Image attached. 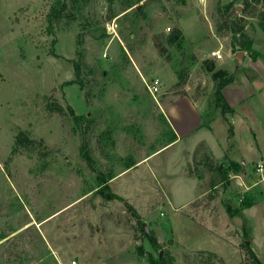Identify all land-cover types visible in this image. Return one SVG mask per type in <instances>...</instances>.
<instances>
[{
	"label": "rangeland",
	"instance_id": "rangeland-1",
	"mask_svg": "<svg viewBox=\"0 0 264 264\" xmlns=\"http://www.w3.org/2000/svg\"><path fill=\"white\" fill-rule=\"evenodd\" d=\"M129 1L78 0L49 27L56 0H0V264H149L147 253L158 251L126 202L178 264H204L209 251L220 264H243L247 240L264 260V180L255 184L256 164L243 166L248 175L228 169L220 181L221 163L199 154L206 130L197 127L213 116L205 114L214 81L204 59L217 68L226 63L235 81L253 74L244 63L264 62V0H142L127 8ZM229 2L231 10L241 6L227 16L245 25L255 51L244 50L241 66L232 33L218 29ZM175 27L186 35L183 50L166 41ZM79 33L85 63L80 82L67 83L76 77ZM215 49L223 59L210 55ZM183 66L188 78L178 86ZM185 95L190 100L174 105L182 134L165 145L174 132L169 104ZM49 102L66 115L50 111ZM70 108L93 119L88 130ZM257 110L263 122L264 106ZM20 130L36 142L14 150ZM110 172L109 187L100 188ZM243 193L256 210H237ZM226 215L230 226L216 229Z\"/></svg>",
	"mask_w": 264,
	"mask_h": 264
},
{
	"label": "trees",
	"instance_id": "trees-1",
	"mask_svg": "<svg viewBox=\"0 0 264 264\" xmlns=\"http://www.w3.org/2000/svg\"><path fill=\"white\" fill-rule=\"evenodd\" d=\"M78 0H56V2L52 5L51 11L48 14L49 18V27L53 26L54 21L61 16L69 7L70 3L75 4ZM109 2H113L114 0H108ZM142 0H130L127 4V8L132 7L133 5L139 3ZM246 6H249L252 0H241ZM79 8V6H77ZM233 7V2H229L228 4L224 5V20L223 24L221 26H218V29L221 30L222 28H227L233 35V39L231 42V46L234 50V48L238 45L241 50H246L250 52L251 55L255 54V51L253 50V42L250 36L248 35L247 31L245 30V25L241 24L237 17H228L227 14L229 11H231V8ZM73 8V7H72ZM260 26L264 30V12L261 13V18L259 22ZM186 39V35L184 31L180 27H175L166 37V41L170 45H174L178 50H183L184 41ZM83 44V37L82 34L79 33L77 35V55L78 58L73 59V65L75 68V79L67 82V83H76L80 82V77L83 70V64L85 63L84 58V51L81 49V45ZM162 49V48H161ZM162 53H164V50L162 49ZM165 54V53H164ZM168 58L170 59V55H168ZM190 62H194L197 60L195 55H191ZM203 64L205 65L206 69L211 73L212 80L214 81V91L212 98L208 101V107L206 109L205 114L209 116V113H215L218 112L224 120L228 123V132L229 137H233L234 132V126L227 116L228 114H233L235 112V108L231 107L226 98L223 95L222 89L232 84L235 81V75L231 73L228 69L225 68H217L216 63L210 59H204ZM176 76H177V82L176 85H183L187 82L188 78V67L183 66L176 70ZM83 86V85H82ZM47 108L50 111L58 112L62 115H66L67 109L56 102H49L47 104ZM70 111L72 114H74L75 118L77 120H83L86 122V130L90 127L91 123L93 122V119L91 117H88L86 115H75V112L72 108H70ZM216 114L211 116L208 120L212 121ZM209 127V124L206 125ZM110 132L106 131L105 135L108 139L111 138ZM176 139V134L173 132L172 137L168 140V142L165 145H168L169 143H172ZM36 142L35 139L31 138L29 136V132L25 130H20L15 138V145L14 150L17 149L19 146H32ZM85 146V145H84ZM135 164L134 159L128 160L126 163V168H129ZM221 175V180L224 181L228 178V175L226 171L228 169H234V170H243V165L240 163H230L229 167L225 168L224 166L218 167ZM109 177L106 179L104 176H101L99 179V186L100 188H108L107 182L109 179L114 177V173L110 172ZM92 188L88 189L87 191H91ZM86 191V192H87ZM108 198H112L115 195H105ZM127 207L137 216L138 221L140 223V230L143 231L145 236L150 241L151 246L158 251L157 255H154L153 253L149 252L147 253V260L149 264H178L175 261V256L172 254V252L168 249H164V245L158 240L157 233L154 228H146L144 226V222L140 219V214L136 210V208L130 204L129 202H126ZM253 205V201L245 195V198L242 201V204L240 208L237 210H242L243 208H247ZM241 248L244 252V259L243 264H263L261 259L258 257L254 249L252 248L249 241H244L241 245ZM138 254H141L144 252L143 245L139 244L137 246ZM163 250V253L161 254L160 251ZM211 256V260L208 262H205L204 264H220L222 262V258L217 255V253L209 251L207 252Z\"/></svg>",
	"mask_w": 264,
	"mask_h": 264
},
{
	"label": "crops",
	"instance_id": "crops-1",
	"mask_svg": "<svg viewBox=\"0 0 264 264\" xmlns=\"http://www.w3.org/2000/svg\"><path fill=\"white\" fill-rule=\"evenodd\" d=\"M244 66L251 68L253 74L242 75L241 77H238L235 82L222 89L223 95L228 104L235 108L233 114L227 115L234 126L233 137H229L228 123L221 115L215 116L210 122L209 127H200V124L197 125V127L206 130V133L200 141L201 150H199V154H205L203 156L209 157L210 160L213 159L212 162L217 161L221 164L226 162L240 163L244 167L253 163L257 165L260 161L264 162V120L263 122L260 120L262 118L259 117L260 114L257 110L258 105L264 106V62L255 60L252 63H244ZM223 68L230 70V67H228L226 63L223 64ZM254 97L256 98L253 101L252 98ZM178 99L179 100L175 103L172 102L169 104L173 118L168 116V119L176 134V139L173 143L179 138V135L182 134L177 124L180 115L176 114V108H174V105L183 100H190L187 95ZM189 106L192 108V103H189ZM204 108L205 107H203L201 111H203ZM258 121L261 123L260 125H256V122ZM217 170L219 171L218 168ZM242 171L245 174L247 172L246 169ZM248 174L249 173L247 172V175ZM254 182L252 187L255 186ZM257 206L258 204L253 205L252 210ZM261 214L264 215L263 212H261ZM216 219V229H218L220 224L222 228H224L225 225L227 227L230 226L231 219L229 221L228 215H226V217H217ZM253 249L264 264V260L261 258L260 254L255 248Z\"/></svg>",
	"mask_w": 264,
	"mask_h": 264
},
{
	"label": "built area",
	"instance_id": "built-area-1",
	"mask_svg": "<svg viewBox=\"0 0 264 264\" xmlns=\"http://www.w3.org/2000/svg\"><path fill=\"white\" fill-rule=\"evenodd\" d=\"M210 55L213 57V58H216V59H223L224 57V54L221 52L220 49H215V50H212ZM159 82H160V79L159 78H156L155 80V84H153L152 86L149 85V89L150 91L153 93V95H155V92L159 89ZM255 174L257 175V180L255 181V184L258 183L259 181L261 180H264V162L263 161H260L257 163V165L255 166ZM233 178L236 179V181L242 185L243 182L241 181L242 180V176L241 174H235L233 175ZM249 187H245L244 189V192L248 189ZM245 193H243L242 196H244Z\"/></svg>",
	"mask_w": 264,
	"mask_h": 264
},
{
	"label": "water",
	"instance_id": "water-1",
	"mask_svg": "<svg viewBox=\"0 0 264 264\" xmlns=\"http://www.w3.org/2000/svg\"><path fill=\"white\" fill-rule=\"evenodd\" d=\"M240 10H241V6L239 5V6L235 7L234 9H232L230 11V14L231 13H236L237 14V13L240 12ZM244 56H245V51L244 50H241V51H239V52H237L235 54V59L237 61V66H241L243 64ZM144 226L148 229V227L145 225V223H144ZM160 253L162 254L163 251H160Z\"/></svg>",
	"mask_w": 264,
	"mask_h": 264
}]
</instances>
